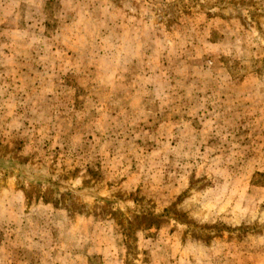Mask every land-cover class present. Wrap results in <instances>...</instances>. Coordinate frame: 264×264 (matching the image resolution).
<instances>
[{
  "label": "rangeland",
  "instance_id": "374dc122",
  "mask_svg": "<svg viewBox=\"0 0 264 264\" xmlns=\"http://www.w3.org/2000/svg\"><path fill=\"white\" fill-rule=\"evenodd\" d=\"M0 264H264V0H0Z\"/></svg>",
  "mask_w": 264,
  "mask_h": 264
}]
</instances>
